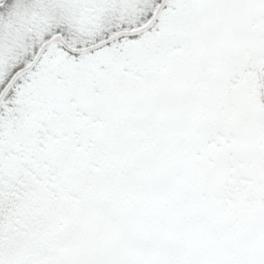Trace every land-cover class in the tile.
Instances as JSON below:
<instances>
[{
    "label": "snow or ice",
    "instance_id": "obj_1",
    "mask_svg": "<svg viewBox=\"0 0 264 264\" xmlns=\"http://www.w3.org/2000/svg\"><path fill=\"white\" fill-rule=\"evenodd\" d=\"M0 264H264V0H0Z\"/></svg>",
    "mask_w": 264,
    "mask_h": 264
}]
</instances>
